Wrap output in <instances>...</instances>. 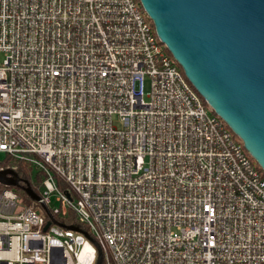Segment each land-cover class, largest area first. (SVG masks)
<instances>
[{
  "label": "built area",
  "instance_id": "1",
  "mask_svg": "<svg viewBox=\"0 0 264 264\" xmlns=\"http://www.w3.org/2000/svg\"><path fill=\"white\" fill-rule=\"evenodd\" d=\"M0 152L44 175L0 264H264V174L139 0H0Z\"/></svg>",
  "mask_w": 264,
  "mask_h": 264
},
{
  "label": "water",
  "instance_id": "2",
  "mask_svg": "<svg viewBox=\"0 0 264 264\" xmlns=\"http://www.w3.org/2000/svg\"><path fill=\"white\" fill-rule=\"evenodd\" d=\"M139 1L187 80L264 172V0ZM0 184L40 201L13 169L0 170ZM43 208L47 230L54 219Z\"/></svg>",
  "mask_w": 264,
  "mask_h": 264
},
{
  "label": "trees",
  "instance_id": "3",
  "mask_svg": "<svg viewBox=\"0 0 264 264\" xmlns=\"http://www.w3.org/2000/svg\"><path fill=\"white\" fill-rule=\"evenodd\" d=\"M203 100V99H202ZM204 104L206 105V102L203 100ZM255 163V162H254ZM256 164V163H255ZM257 168L261 173L264 174V172L258 167L256 164ZM0 169H13L17 175L20 177L22 181L28 182L32 190L38 194L42 195V182L44 179V175L42 172H34L33 167L28 164L27 162H20L12 159L10 156L5 155L1 160H0ZM25 185V184H22ZM63 187H65L63 185ZM2 189L4 188H11L15 192L18 193L21 203L23 205H30L33 203L31 198L27 195L26 192L20 187H6V186H1ZM56 220L59 221L60 223L70 226V225H75V226H80L83 228L86 232H90L86 227L78 223L77 221H74V218H72V215L69 214L67 217H58L55 216Z\"/></svg>",
  "mask_w": 264,
  "mask_h": 264
},
{
  "label": "rangeland",
  "instance_id": "4",
  "mask_svg": "<svg viewBox=\"0 0 264 264\" xmlns=\"http://www.w3.org/2000/svg\"><path fill=\"white\" fill-rule=\"evenodd\" d=\"M206 108H207V110H208L209 112H212V111H211V108H209L207 104H206ZM5 155H6V154L0 152V160H1ZM32 167H33L34 172H37V173L39 172V168H37L36 166H32Z\"/></svg>",
  "mask_w": 264,
  "mask_h": 264
},
{
  "label": "flooded vegetation",
  "instance_id": "5",
  "mask_svg": "<svg viewBox=\"0 0 264 264\" xmlns=\"http://www.w3.org/2000/svg\"><path fill=\"white\" fill-rule=\"evenodd\" d=\"M23 184V183H22Z\"/></svg>",
  "mask_w": 264,
  "mask_h": 264
}]
</instances>
